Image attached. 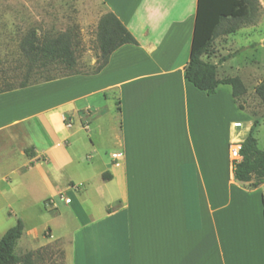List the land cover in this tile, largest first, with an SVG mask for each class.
I'll list each match as a JSON object with an SVG mask.
<instances>
[{"label": "crops", "instance_id": "0c3cea01", "mask_svg": "<svg viewBox=\"0 0 264 264\" xmlns=\"http://www.w3.org/2000/svg\"><path fill=\"white\" fill-rule=\"evenodd\" d=\"M99 1L138 43L97 73L0 92L1 162L20 153L42 204L61 197L46 209L64 217L51 241L69 240L67 264H264V182L236 180L230 156L263 122L231 85L209 94L186 78L199 0ZM210 59L243 79L229 55Z\"/></svg>", "mask_w": 264, "mask_h": 264}, {"label": "rangeland", "instance_id": "374dc122", "mask_svg": "<svg viewBox=\"0 0 264 264\" xmlns=\"http://www.w3.org/2000/svg\"><path fill=\"white\" fill-rule=\"evenodd\" d=\"M104 10L99 0H0V89L44 82L47 78L67 72L65 65L60 63L43 65L38 61L31 67L22 49L24 38L31 33L38 35L41 40L47 36L68 33L77 60L75 70L92 72L100 55L97 31ZM248 19L251 21L243 24L235 33L214 40L212 56L218 61L223 54L220 52L221 47L230 45L227 55L235 61L230 73L241 65V74L247 86L244 99L249 112L257 120L255 125L263 122L256 135L259 146L264 148V104L254 91L255 85L264 78V0H258V7L250 10ZM32 152L33 147L24 149L28 156H32ZM21 159L22 156L17 152L7 163L0 160V238L17 223V217H21L25 221V229L16 253L25 256L32 252L33 264H67L63 249L65 246L70 248L69 240L51 241L66 232L64 217L56 215L51 208L46 209L54 203L46 207L42 204L41 200L48 190L31 171L18 172L22 166ZM7 171L13 176L10 185L3 179ZM74 176L77 178L78 174ZM54 200L61 201V197H55ZM62 203H65L64 199ZM63 204L60 206L61 211ZM9 205L17 217L12 209H7ZM49 226L53 234L46 237L49 236ZM45 230L46 236L43 234ZM30 231L39 237L36 238L34 234L28 236Z\"/></svg>", "mask_w": 264, "mask_h": 264}, {"label": "trees", "instance_id": "16d2710c", "mask_svg": "<svg viewBox=\"0 0 264 264\" xmlns=\"http://www.w3.org/2000/svg\"><path fill=\"white\" fill-rule=\"evenodd\" d=\"M258 7V0H199L195 28L190 51V61L186 67V78L197 88L213 94L220 84H229L235 99L247 93V86L239 76L218 77V64L211 61L214 54L212 45L220 35L235 33L243 24L251 21L250 10ZM226 25V26H225ZM97 37L100 48L98 64L92 72L76 71L77 60L71 46V36L62 33L54 37L40 39L35 33L27 35L22 49L27 55L31 67L39 61L46 65L60 63L67 72L45 81L77 73H97L109 62L111 54L126 43H138L134 34L112 12H105L98 22ZM228 58L221 57L219 62ZM30 84H22L25 87ZM17 87L0 89V92ZM255 92L264 104V78L255 86ZM243 108V104L239 103ZM240 153L242 159L233 164L236 180L251 182L257 187L264 182V148L259 146L258 138L251 131L242 141ZM34 154V152H32ZM25 224L22 218L3 233L0 238V264H33L32 252L25 256L16 253L17 244L24 234Z\"/></svg>", "mask_w": 264, "mask_h": 264}, {"label": "built area", "instance_id": "2783aa9c", "mask_svg": "<svg viewBox=\"0 0 264 264\" xmlns=\"http://www.w3.org/2000/svg\"><path fill=\"white\" fill-rule=\"evenodd\" d=\"M240 149H241V143L240 142L233 141L231 143L230 156H231V160H232L233 164L237 163L238 161H240L242 159ZM114 156L117 157L118 154H114ZM62 199L66 200L67 202L70 201V200H68V198H65L64 196H62ZM52 203H54V200L49 199L47 201L46 205H51Z\"/></svg>", "mask_w": 264, "mask_h": 264}]
</instances>
